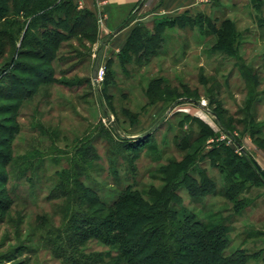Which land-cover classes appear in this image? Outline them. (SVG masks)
I'll return each mask as SVG.
<instances>
[{
  "label": "rangeland",
  "instance_id": "rangeland-1",
  "mask_svg": "<svg viewBox=\"0 0 264 264\" xmlns=\"http://www.w3.org/2000/svg\"><path fill=\"white\" fill-rule=\"evenodd\" d=\"M258 3L255 0L211 2L212 19L218 18L220 22L230 18L235 22L238 41L234 56L214 50L215 36L203 34L199 26L177 23L179 25L174 27H161L163 40L157 54L148 56L133 52L126 64L121 62L120 55L132 29L140 26L151 33L156 31L158 19L150 13L155 2L133 17L128 30L116 38L112 34L114 31L107 32L95 14L97 37L86 39L82 44L76 40L65 42L67 47L60 50L55 62L56 83L49 85L47 96L40 92L17 112L12 111L16 103L14 100L0 96V121L21 125L16 153L24 156L34 151L37 154L35 164L39 165V169L42 166L36 175L33 170L19 175V168L30 163L21 159L16 171L10 173L8 187L14 190L16 202L6 213L7 221L0 223V264H69L60 256H55L56 250L51 248L60 246L57 235L64 238L66 233L63 232L59 210L61 201L48 198L54 182L43 173L49 175L67 166L68 159H72L82 143L91 139L99 154L92 178L104 189H109L106 184L113 181L108 174L111 161L119 163L121 172L125 165L116 149V142L148 136L152 143H156L160 160H156L155 154L149 150L144 151L134 174L141 186L160 185V179L153 176L155 169L170 158H182L186 151L181 152L176 143L184 138L191 141L196 138L201 123L213 133L187 150L193 153L199 148L191 166L193 172L206 170L218 187H222L224 175L217 166L211 165L209 158V153L221 144L231 147L238 154H242L241 148H244L264 170V144L261 146L255 141L248 126L232 125L229 130L241 141L240 147L215 115V109L221 103L228 110V117L244 119L246 124L252 121L262 124L264 135V0ZM238 58L242 59L239 61ZM29 63L38 64L39 61L21 54L13 57L0 54L1 93L11 88L6 78L9 72L14 70L21 79H28L29 75L15 68L28 66ZM243 69H250L255 74L250 83L244 78ZM156 78L170 83V88L153 95L148 92ZM188 95L196 100L184 98ZM250 95L255 96L251 108L247 104ZM10 117H14L15 121L8 122ZM113 152L117 153L116 156L112 155ZM53 156L59 160L52 159ZM37 180L40 182L36 183ZM248 184L251 186L246 197L250 204L238 214L233 210L232 203L221 195H208L201 199V205L208 210L211 208L213 213L219 211L222 216L234 219L231 250L240 246L249 252L264 248V234L254 233L264 232V183ZM182 191L186 207L191 209L197 205L195 198ZM0 197L1 202H7L1 188ZM110 199L113 197L109 196ZM42 214L51 217L53 225L59 229L62 227L61 230L50 229L52 225L41 226L38 216ZM3 215L0 211V217ZM246 235L251 237L242 242ZM48 239L58 243L47 242ZM87 246L88 253L83 252L84 256L104 249L96 240H91ZM61 251H57V255H62ZM77 259L79 256L75 255L74 260ZM249 264L264 263L260 260Z\"/></svg>",
  "mask_w": 264,
  "mask_h": 264
},
{
  "label": "trees",
  "instance_id": "trees-1",
  "mask_svg": "<svg viewBox=\"0 0 264 264\" xmlns=\"http://www.w3.org/2000/svg\"><path fill=\"white\" fill-rule=\"evenodd\" d=\"M257 1L260 0H255L259 4ZM177 23L199 26L203 34L215 36L214 50L229 56L236 54L238 31L232 19L226 18L219 22L218 18L212 19L204 13H185L174 18L158 19L156 31L152 33L149 29L134 27L122 48L121 62H129L133 52L148 56L157 54L163 40L161 27H174L179 25ZM95 24V12L88 8L78 9L73 0H0V54H10L11 57L21 54L39 61L38 64L29 63L28 66L15 68L29 75L28 79H21L14 70L6 77L11 88L5 93L0 92V96L16 102L13 112L22 109L42 91L47 96L49 85L56 83L55 62L60 50L67 47L65 42L76 40L82 44L86 39L94 40L97 37ZM238 59L240 61L242 58ZM242 74L248 83L255 76L250 69H243ZM165 82L162 78L154 79L148 93L154 95L159 91L165 92L166 88H170V83ZM0 85L3 86L1 83ZM22 85L25 87L21 88ZM184 98L196 100L190 95ZM254 101L255 96L250 95L247 102L249 108ZM215 115L238 146L242 147V143L230 133L232 125H247L255 141L261 146L264 144L262 124L253 121L246 124L244 119L228 117L230 114L221 103L215 109ZM247 119L250 120L248 113ZM10 121L14 122L15 118L8 120ZM21 130L20 123L8 125L7 122L0 121V188L7 198V202L3 203L0 197V211L5 214L0 217V223L7 221L6 213L11 211L16 202L14 190L8 187L10 173L16 171L21 159L30 163L19 168V175L30 170L36 175L42 168L41 166L39 169V165L35 164L37 154L34 151L24 156L16 153V141ZM212 133V130L201 123L196 138L192 141L184 138L176 143L179 150L186 153L180 159H168L155 169L153 176L160 179V185L141 186L134 174L137 171V161L144 151L149 150L155 154L156 160L161 158L156 143H152L148 136L129 142H116V149L125 165L121 172L119 163L111 161L108 174L113 181L106 184V187L110 186L109 189H104L92 178V171H95L99 158L92 139L82 143L72 159H68L67 166L49 175L43 173L54 182L48 198L61 201L59 210L62 214L63 232L66 233L64 238L57 235L60 246L51 247L56 250L54 255L60 256L69 264H249L260 260L264 263V248L249 252L240 246L231 250V225L234 219L222 216L219 211L213 213L211 208L208 210L205 205H201L202 197L221 195L232 203L237 214L241 213L250 204L246 197L251 186L248 183H264L257 161L244 148H241L243 153L238 154L225 144L209 153L211 165L217 166L224 175L225 183L222 187H218L206 170L193 172L191 166L199 148L193 153L187 150ZM107 152L111 154L109 150ZM116 152L112 155L116 156ZM52 159L59 160L55 156ZM38 182L40 181L37 180L36 183ZM182 190L195 198L197 205L191 209L186 207ZM109 196L113 199L109 200ZM38 220L41 226L52 225L50 229L53 230L57 228L51 217L45 214L38 216ZM61 228L58 227L57 230ZM254 233L264 234L262 231ZM250 237L246 235L242 242ZM43 239L46 242V237ZM91 240H96L104 249L84 256L83 252L88 253L87 243ZM50 241L58 243L54 239L47 240ZM60 250L62 255H57ZM75 255L79 256V260H74Z\"/></svg>",
  "mask_w": 264,
  "mask_h": 264
},
{
  "label": "crops",
  "instance_id": "crops-1",
  "mask_svg": "<svg viewBox=\"0 0 264 264\" xmlns=\"http://www.w3.org/2000/svg\"><path fill=\"white\" fill-rule=\"evenodd\" d=\"M84 1L85 8L95 12L94 0ZM152 2H155V5L150 13L156 20L174 18L185 13L195 15L200 12L210 15L212 11V0H107L105 29L107 32L114 31L112 34L115 38L120 36L123 34L122 32L128 30L130 27L128 25L133 21V17H137L146 7L150 8L149 5ZM119 28L121 30L117 32Z\"/></svg>",
  "mask_w": 264,
  "mask_h": 264
},
{
  "label": "built area",
  "instance_id": "built-area-1",
  "mask_svg": "<svg viewBox=\"0 0 264 264\" xmlns=\"http://www.w3.org/2000/svg\"><path fill=\"white\" fill-rule=\"evenodd\" d=\"M78 9L85 8V1L84 0H73ZM107 4V0H94V7H95V14L97 15L98 21L101 24H104V21L106 19V12L104 10V7Z\"/></svg>",
  "mask_w": 264,
  "mask_h": 264
},
{
  "label": "water",
  "instance_id": "water-1",
  "mask_svg": "<svg viewBox=\"0 0 264 264\" xmlns=\"http://www.w3.org/2000/svg\"><path fill=\"white\" fill-rule=\"evenodd\" d=\"M120 30H121V28L117 29V32L120 31ZM258 166H259V168L261 169L262 175H263V177H264V170L262 169V167H261L259 164H258Z\"/></svg>",
  "mask_w": 264,
  "mask_h": 264
}]
</instances>
